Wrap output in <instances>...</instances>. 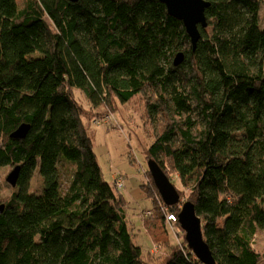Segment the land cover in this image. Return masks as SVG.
I'll list each match as a JSON object with an SVG mask.
<instances>
[{"label":"trees","instance_id":"trees-1","mask_svg":"<svg viewBox=\"0 0 264 264\" xmlns=\"http://www.w3.org/2000/svg\"><path fill=\"white\" fill-rule=\"evenodd\" d=\"M208 1L194 48L161 0H0V167L20 166L0 264H204L171 239L185 200L216 264H264V0ZM125 105L149 117L146 158L180 194L167 205L148 170L138 216L161 260L134 241L123 176L105 179L87 130Z\"/></svg>","mask_w":264,"mask_h":264},{"label":"rangeland","instance_id":"rangeland-1","mask_svg":"<svg viewBox=\"0 0 264 264\" xmlns=\"http://www.w3.org/2000/svg\"><path fill=\"white\" fill-rule=\"evenodd\" d=\"M260 16L261 26L264 28V4L260 10ZM99 111V115L110 113L113 117L112 121L106 123L104 118H99L97 121L88 120L86 125L103 175L111 183H114L115 174L123 176L120 178L123 186L120 191L128 201V215L133 222V239L142 247L146 255L152 252L154 258L160 257L161 260L166 255V251L159 248L157 250L156 246H153V240L145 229L141 216H138L153 206L152 198L143 186L148 182L147 172L150 169L145 150L153 141L149 117L144 113L142 115L141 110L129 105L119 106V109L113 111L107 109ZM13 169L14 167L9 165L0 167V194L3 198H7L12 193L13 186L7 181V177ZM174 182L181 186L177 178ZM115 183L119 186L117 182ZM39 186L40 176L35 172L30 180L29 188L37 191ZM182 230L175 235L173 229L169 228L172 242L182 241L185 234Z\"/></svg>","mask_w":264,"mask_h":264},{"label":"water","instance_id":"water-1","mask_svg":"<svg viewBox=\"0 0 264 264\" xmlns=\"http://www.w3.org/2000/svg\"><path fill=\"white\" fill-rule=\"evenodd\" d=\"M77 1V0H73ZM167 7L168 13L181 20L190 36L193 47L195 48L201 38L199 25L208 26L206 8L211 4L208 0H161ZM185 53L180 51L174 59V65L183 62ZM30 130V124L22 123L11 133L13 138H24ZM149 171L159 190L161 197L167 205H173L180 200V194L174 183L153 160L149 162ZM20 175V166L14 167L7 177V181L15 186ZM4 210V204L0 205V212ZM179 222L185 231V238L193 253L204 264H216L212 250L204 239L203 224L201 217L197 214L193 202L186 200L181 206Z\"/></svg>","mask_w":264,"mask_h":264},{"label":"built area","instance_id":"built-area-1","mask_svg":"<svg viewBox=\"0 0 264 264\" xmlns=\"http://www.w3.org/2000/svg\"><path fill=\"white\" fill-rule=\"evenodd\" d=\"M104 118V122L106 123H110L112 121V116L111 115H106ZM116 177V174L114 175V178ZM116 182L120 185H122V182L119 179L116 180ZM147 214H150V211H147ZM167 220L169 221L175 235L179 232H181V228L176 226V222H177V215L174 213H167Z\"/></svg>","mask_w":264,"mask_h":264}]
</instances>
